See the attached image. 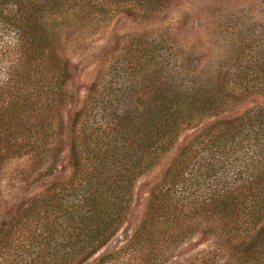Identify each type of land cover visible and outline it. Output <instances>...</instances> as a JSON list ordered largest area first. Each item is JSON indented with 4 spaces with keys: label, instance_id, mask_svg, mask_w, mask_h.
Segmentation results:
<instances>
[{
    "label": "trees",
    "instance_id": "1",
    "mask_svg": "<svg viewBox=\"0 0 264 264\" xmlns=\"http://www.w3.org/2000/svg\"><path fill=\"white\" fill-rule=\"evenodd\" d=\"M14 1L24 7L23 0H0V27L14 31L13 38L0 37V159L29 158L16 179L31 187L50 178L60 152L68 80L64 63L54 57L47 8L32 6L11 18L3 9ZM141 2L157 9L161 0ZM133 45L121 64L142 80L152 68L153 89L141 81L135 105L95 100L75 115L73 173L24 196L1 225L0 264H85L125 221L137 179L198 119L221 109L201 75L166 61L165 41ZM214 133L209 144L198 137L179 152L131 241L102 264H162L205 228L213 247L185 264H215L220 257L227 264H264V114L223 123ZM225 165L228 182L210 180Z\"/></svg>",
    "mask_w": 264,
    "mask_h": 264
},
{
    "label": "rangeland",
    "instance_id": "2",
    "mask_svg": "<svg viewBox=\"0 0 264 264\" xmlns=\"http://www.w3.org/2000/svg\"><path fill=\"white\" fill-rule=\"evenodd\" d=\"M141 3V0H23L24 7L14 1L3 9L5 15L19 19L20 12L32 6L43 4L47 8L45 16L51 19L54 57L64 63L68 81L60 108L62 142L50 178H38L31 187L19 184L16 172L27 168L31 160L0 159V228L26 196L69 179L74 170L70 152L72 124L84 106L95 100L110 104L111 99L135 105L138 83L142 81L146 90L153 89L152 68L142 80L128 75L121 64L125 52L136 48L131 46L135 41H165L167 47L162 51L167 54L166 61L201 75L203 84L212 87L220 102L219 111L204 114L179 137L166 156L137 179L125 221L85 264H102L106 256L131 241L150 212L153 190L185 146L198 137L209 144L206 142L212 137L209 134L223 123L264 114V0H161L157 9ZM13 36L14 31L0 27V37ZM125 106L131 107L123 104L122 108ZM229 169V165L218 166L210 180L227 181L231 177ZM202 170L205 172V168ZM204 181L209 193L207 184L211 182L206 178ZM205 230L171 252L162 264H185V260L212 248L215 238L212 231ZM215 264H227L226 257L218 258Z\"/></svg>",
    "mask_w": 264,
    "mask_h": 264
}]
</instances>
